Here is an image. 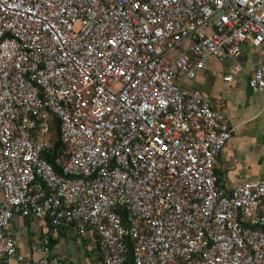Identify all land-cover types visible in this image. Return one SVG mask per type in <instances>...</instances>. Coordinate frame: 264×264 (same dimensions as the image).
Returning <instances> with one entry per match:
<instances>
[{"label": "built area", "instance_id": "1", "mask_svg": "<svg viewBox=\"0 0 264 264\" xmlns=\"http://www.w3.org/2000/svg\"><path fill=\"white\" fill-rule=\"evenodd\" d=\"M246 46L264 0H0V264H84L63 230L98 264H264V173L223 181L233 127L191 85L211 61L231 82ZM246 74L264 95V61ZM15 216L47 223L39 255Z\"/></svg>", "mask_w": 264, "mask_h": 264}, {"label": "crops", "instance_id": "2", "mask_svg": "<svg viewBox=\"0 0 264 264\" xmlns=\"http://www.w3.org/2000/svg\"><path fill=\"white\" fill-rule=\"evenodd\" d=\"M256 48L260 49L258 53L260 59L258 61L259 63L264 61V47L261 46ZM239 59L243 67L250 62L245 51ZM209 63L204 70L199 72L197 78L191 85L201 94L212 99L217 98L221 100V110L230 126L233 127L232 137L225 144L219 156L220 176L227 185H233L242 178L250 180L258 179L264 173V139L262 137L264 117L261 118L260 123L255 125V127L251 126L252 128H247L246 130L241 128H244V126L250 122L252 123L261 117V113H264V108L261 107L264 103V95L252 93L246 82L247 95L243 103H241L243 104V108L241 106V108H236L235 106L230 107L227 100L221 96L220 93H205L198 88V85H202L204 80H206V71L209 69ZM258 63L252 65L251 68ZM237 74L233 76L231 82H224L221 78V84L229 86L235 85L239 79ZM46 231V222L20 216H15L6 228V232L15 237L19 249L27 255L34 256L39 255L36 248L39 245L40 238ZM52 237L54 239V244H51V248L55 253H65L70 258H73V260L81 261L84 264H98V262L95 261V250L93 249L92 251L87 249V247L90 246V243H88L90 241L88 236H77L69 230H63ZM70 241H72L73 244H70ZM85 257L86 260H84ZM8 264L19 263L15 260H10Z\"/></svg>", "mask_w": 264, "mask_h": 264}, {"label": "rangeland", "instance_id": "3", "mask_svg": "<svg viewBox=\"0 0 264 264\" xmlns=\"http://www.w3.org/2000/svg\"><path fill=\"white\" fill-rule=\"evenodd\" d=\"M259 50L260 49L256 47H250V46L245 47V52L248 58L250 59V62H248L247 65L244 66L243 70H240L238 72L237 77H239V79L235 85H232V86H229L226 84L222 85L220 82L221 81V74H220L221 70L220 69H222V66L217 64L216 62H211L209 63V69L206 71V74H207L206 80H204L202 85H198V88H200L202 91L208 94L212 92L220 93L221 96H223L227 100L230 107L235 106L236 108H241L243 106V104L241 103H243L244 98L247 95L246 71L249 70L252 65L258 63V61L260 60L259 55H258ZM261 114L263 116L261 115V117H259L252 123L250 122L249 124H246L244 128H241V129L246 130L247 128H252L251 126L255 127V125L260 123L261 118L264 117V113H261ZM70 244H73V242L70 241ZM90 246H88L87 249L93 251L92 244H90ZM70 259H73V258H70ZM84 260H86V257Z\"/></svg>", "mask_w": 264, "mask_h": 264}, {"label": "trees", "instance_id": "4", "mask_svg": "<svg viewBox=\"0 0 264 264\" xmlns=\"http://www.w3.org/2000/svg\"><path fill=\"white\" fill-rule=\"evenodd\" d=\"M52 127H54V131H55V134L51 138V140L53 142V149H52V153H48V154L45 155V158L49 162H51L52 164H55V160L54 159L60 153V142L58 140V126H57L56 119H53V126ZM50 243L54 244L53 237H51Z\"/></svg>", "mask_w": 264, "mask_h": 264}]
</instances>
